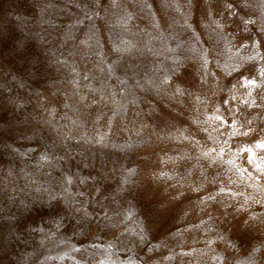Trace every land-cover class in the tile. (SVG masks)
<instances>
[{
    "label": "rangeland",
    "instance_id": "rangeland-1",
    "mask_svg": "<svg viewBox=\"0 0 264 264\" xmlns=\"http://www.w3.org/2000/svg\"><path fill=\"white\" fill-rule=\"evenodd\" d=\"M0 264H264V0H0Z\"/></svg>",
    "mask_w": 264,
    "mask_h": 264
}]
</instances>
